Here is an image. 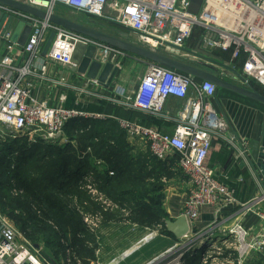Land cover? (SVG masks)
Here are the masks:
<instances>
[{
  "label": "built area",
  "instance_id": "1",
  "mask_svg": "<svg viewBox=\"0 0 264 264\" xmlns=\"http://www.w3.org/2000/svg\"><path fill=\"white\" fill-rule=\"evenodd\" d=\"M16 1L48 13L59 15L63 9L114 23L136 36L138 44L188 60L197 56L187 50L195 30L201 28L204 30L202 41L205 51L230 53L232 69L235 70L236 65L242 62V68L237 72L245 82L254 81L264 88V0H204L198 14L190 11L192 0ZM2 14L30 22L32 30L22 47L11 41V33L4 34L9 54L0 60V139L27 138L30 144L42 141L52 145L62 138L66 139L65 127L74 118L105 119L103 115L82 113L64 106L53 108L36 100L32 97L31 70L17 63L23 54L38 60L51 33H55V38L46 59L65 68L79 66L74 60L77 50L85 53L94 47L95 60L102 65L117 63L128 53L0 4ZM146 62L145 74L140 78L136 91L123 98V106L161 116L166 113L167 101L176 98L183 101L177 117L179 124L172 134L128 121H120V127L129 141L143 142L158 160L176 158V164L191 189L178 217L187 219L190 233L200 208L211 206L215 210L213 225L220 226L217 233L205 239L216 235L223 237L222 242H227L233 237L237 244V264H247L253 252L262 249L263 243L252 240L242 219L255 212L256 206L264 202V195L246 204L239 203L235 191L223 183L218 170L207 163L213 137L224 136L229 131L228 121L213 104L218 87L212 82ZM245 146L237 138V148H241L238 159L248 156ZM20 194L22 191L13 190L14 196ZM237 207L242 209L235 220L227 224L225 219L220 220L224 211ZM259 215L264 220V214ZM18 239L22 244L18 243ZM26 242L0 208V264H39L32 256L33 252L24 245ZM67 253L71 255V249ZM177 262L173 260L170 264ZM67 264H72L71 259L67 260Z\"/></svg>",
  "mask_w": 264,
  "mask_h": 264
},
{
  "label": "crops",
  "instance_id": "2",
  "mask_svg": "<svg viewBox=\"0 0 264 264\" xmlns=\"http://www.w3.org/2000/svg\"><path fill=\"white\" fill-rule=\"evenodd\" d=\"M66 11L67 10H62L63 13ZM62 15L63 14H61V16ZM20 21L21 19L15 21L6 32L11 33V41L15 42L17 45V41L21 40L27 33V25H23L19 28ZM1 22L0 18V60L9 54L6 48L7 40L4 36L7 21H4V23ZM124 31L127 32L126 30ZM132 36L134 35L131 34L130 37ZM198 42L199 40L197 41V37H192L188 46L190 49L188 48V50L199 55L207 56L208 54L203 49V41L199 48ZM171 55L175 58L177 57L174 53ZM76 57L77 59H80L79 56ZM210 57L215 59L212 56ZM122 58H125L127 62H129L127 71L114 65L113 68H118V70L121 71L118 76L114 78L112 85L109 87L107 86V82L113 70L109 71L105 78V82L100 84L101 82L99 79H90L85 74L74 72L72 68H65L49 61L46 59L43 52L38 60H34L29 55L23 54L17 64L20 67H25L27 70H31L30 78L33 81L32 97L40 102H46L50 107L57 108L64 106L65 108L74 109L82 113L103 115L106 117L105 119L78 118L92 119L97 122L106 121V119L114 120L117 124L119 134H125L120 127V121L139 123L146 127L157 128L163 133L172 134L175 131L176 126L179 124L177 117L183 106V101L176 98H170L166 103V113L161 116H154L146 111L130 109L123 106V98L132 95V93L136 91L140 78L145 74L144 71V73L137 75L140 77H138L136 82H133V79H131L132 64L138 63V65H147V62L129 54ZM189 60L194 62L193 65L203 69H205V67H202L201 64L214 66L212 63H209L207 60L202 59L199 56H192ZM215 60L219 61L217 59ZM33 63L36 64L32 65ZM117 63L120 62L118 61ZM241 68L242 62L236 65L235 70L237 71L238 69L240 71ZM217 74L223 76V78L235 85L244 88H249L250 86L260 94L264 95V88L254 81L250 82L248 85L246 82L234 77L232 73L223 71L222 69L217 70ZM95 80H98L99 83L96 84ZM114 95L120 97L118 102L114 98ZM213 104L217 111L228 121L229 131L224 136L217 135L213 137L212 148L207 159L208 165L213 166L218 170V173L221 175V181L235 191V196L239 200V203L246 204L256 197H263L264 177L261 176V171L257 167V162L258 156L264 153V104L223 88H218ZM111 125L112 124L105 123V126H100L99 129L107 130L108 132ZM89 127L92 126L88 125V128ZM96 128L98 129L97 125ZM237 138L242 140L243 144H246L245 149L248 151V156L240 157V159L237 158L239 152H241V148H237ZM66 139L68 138L66 137ZM125 141L130 145L131 141L127 139L126 134ZM72 145H74L75 148L77 147L75 143H72ZM90 152L91 150L88 149V151L83 154L79 152V155L82 154L81 158H84ZM143 153L149 152L147 150V152ZM254 153L258 156L255 157L253 155ZM149 154L151 158L161 161L153 157L151 153ZM173 159L175 158L161 162H166L168 164V168L171 172L170 175H176L180 172L182 174L181 182H184L186 186L188 185V187H190L186 176L181 172L176 161L172 162ZM87 178L88 177L85 176L83 180ZM91 179L94 180L95 178ZM172 195L173 197H171ZM172 195L169 193L170 197L167 200V207L164 203V207L170 217L168 221L175 220L181 215L188 198H185L184 194L181 197L174 193H172ZM241 209V207H237L235 209L224 211L220 220L225 219V224L235 220ZM259 213L262 215L264 214V202L259 204L258 207L256 206L255 212L249 213L242 219L244 226L251 234L252 240H258L259 244L261 242L263 243L262 249L259 248L257 251L253 252L247 264H264V220ZM213 224H215L214 208L211 206H202L198 218L191 224V229L195 232L202 231L200 233L204 232V236H207L219 231L218 227L220 225ZM213 226L216 227L213 228ZM168 236L169 237L167 238L169 239H171V236L175 237L171 233H169ZM21 242L22 241L18 239V243L22 244ZM24 245L30 252L36 250L28 241ZM143 251H146L145 248ZM146 254L147 253H144L140 256L139 253H135V255L128 253L127 256L121 260L120 264H126L127 262H131V264H141L144 261ZM156 257H159L158 254L154 256L153 260H155Z\"/></svg>",
  "mask_w": 264,
  "mask_h": 264
},
{
  "label": "trees",
  "instance_id": "3",
  "mask_svg": "<svg viewBox=\"0 0 264 264\" xmlns=\"http://www.w3.org/2000/svg\"><path fill=\"white\" fill-rule=\"evenodd\" d=\"M92 20L121 28L99 18ZM90 21L86 23L92 25ZM203 33L204 30L197 28L192 36L199 40L198 48L202 45ZM209 55L221 62L230 60V53L219 50ZM105 123L112 124L108 132L99 129L100 126H105ZM88 125L92 127L88 128ZM64 131L68 140L80 139L77 150L72 141L66 145L40 142L30 144L26 139L18 138L7 139L0 144V205L4 213V208L11 211L9 216L18 219L16 226L32 238L35 245L44 243L50 250L46 258L54 264H60L66 248H71L83 264H88L86 261L89 254H85L88 239L81 240L79 237L86 228L81 217L70 205L72 202H81L85 197L90 198L89 195L80 193L78 185L73 186L89 171L94 172L95 177L103 181V190L107 191L110 198L121 203H135L138 214L145 212L148 218L156 217L157 224L166 225L170 217L164 207L165 186L159 180V173H171L166 162L157 161L151 158L149 153L142 152L135 158L131 153L132 147L125 141V134H119L116 122L111 119L97 122L92 119L74 118L67 123ZM88 149L91 152L81 158ZM39 151L42 152L40 157L28 164ZM79 152L82 154L79 155ZM14 155L16 160L12 162L11 157ZM50 158L51 160H47ZM98 161L104 164V170H99L96 165ZM174 161L176 158L172 160ZM139 162L151 166L147 177L139 178V172L132 177L135 170H140L137 167ZM34 163L38 165H33ZM71 164L72 166H69ZM34 171L42 173L39 175ZM72 179L76 182L72 183ZM15 189L22 191V194L14 196ZM19 220L22 221L21 225ZM166 232L169 234L167 228ZM62 240L67 241L66 245L62 244ZM74 264H77L76 261Z\"/></svg>",
  "mask_w": 264,
  "mask_h": 264
},
{
  "label": "rangeland",
  "instance_id": "4",
  "mask_svg": "<svg viewBox=\"0 0 264 264\" xmlns=\"http://www.w3.org/2000/svg\"><path fill=\"white\" fill-rule=\"evenodd\" d=\"M61 13L64 15V17L81 22L83 24H87L91 20L93 24L90 26H93L101 31H104L116 37H122L125 33H129L125 32L121 28L118 29V27L110 25L107 22L92 20V18H89L84 15H79L76 13L73 14L69 11ZM129 35L131 36L130 33ZM129 39H131L132 42L137 44L139 42L136 36H132ZM120 59L118 60L120 63L114 62L112 63V65H117L119 68L121 67L122 69H124V71H127V66L129 65V62H127L125 58L121 57ZM222 63L228 64L232 68L231 63L228 60L223 61ZM132 65L133 68L131 69V79H133V82H136L138 77H140L137 75L146 71V65H138V63ZM120 71L118 70L116 76H118ZM114 98L117 100V102L120 99V97H118L117 95H114ZM23 139H26L28 142L27 138ZM78 140L80 139L78 138L77 140H68L62 138L58 140L56 144L66 145L72 141V143H75V145L77 146L75 148L77 150L79 147ZM5 141L0 139V144L4 143ZM40 143L44 142L40 141ZM130 146L132 147L131 153L135 156V158H137L141 152H147L148 150V152L150 153L148 146L138 140L130 142ZM40 154H42L41 151H39L38 154L34 156V158L30 159V162L28 164H31L35 160H37V158L40 157ZM15 155L11 157L12 162L16 160ZM47 160H51V158ZM33 165H38V163H34ZM69 166H72V164ZM148 166L149 165L147 163L139 162L137 167L140 168V170H135L132 174V177L136 176L138 172L140 173L137 175L139 178L147 177V173L151 172V166H149V168ZM98 167L100 171L105 169L104 164L98 165ZM143 169H145V171ZM34 173L40 175L42 172L34 171ZM159 175L161 176L159 177L160 183H163L166 188L164 190L165 206L167 204V200L170 197L169 193L171 195L172 193H174L179 197L183 196L184 194L185 198L188 197L191 192V189L190 187H188V185L186 186L184 182H181L182 174L180 172L176 175H162L161 173H159ZM86 176L88 177L87 179L83 180L85 178L83 177L79 181V183L77 182V184L73 186L78 185L80 193L82 192V195H89L90 198L85 197L82 199L81 202H72L70 205V207L75 210L77 214L81 217L82 222L86 228L79 235L80 239L82 238L81 240L88 239L86 241L87 250L85 254L89 255L87 256L88 259L86 263L88 262V264H120L121 260L124 259V257L127 256L128 253H131V255L139 253L140 256H142L144 253H147L146 257H144V261L142 259L143 262L140 263L152 264L154 262V256H156L157 254L158 256H162L163 254L165 255L171 249L174 248L172 254H175V256L172 260L179 261L181 264H237V244L233 237L231 239L229 238L227 242H214V245H210V247L207 246V248L206 245L204 246L206 235H203L202 237V233L200 234V232L202 231L195 232L193 230L191 234L185 238L178 239L176 237L171 236V239H169L167 238L169 236L166 232L167 226L161 223L157 224L156 217L155 219L151 216L150 218H148L145 212L138 214L135 203H132L130 201L121 203L117 200L110 198L106 193L107 191L103 190L105 189L103 181L98 180L95 177L94 172L89 171ZM91 178L95 179L92 180ZM151 178H153V176H151ZM71 182L75 183L76 181H73L72 179ZM171 197H173V195ZM0 208L3 210L1 205ZM4 209V214L9 217L10 221L15 225L20 235H22L23 238L27 240L36 249L35 251H33L32 256L37 259V262L39 264H54L48 258H46V254H49L50 250L46 248L44 243L40 242L38 245H35L34 240H32V238H29L27 234L22 232L18 225L16 226L15 223L18 222V219L15 220L13 216H9V214H11V211H9L8 208ZM19 224H22L21 220H19ZM87 235H89L90 237H87ZM61 242L63 245H66L67 243V241L65 240H62ZM144 248L146 250L145 252L143 251ZM69 249L71 248H66L65 253L61 258L60 264H67L68 259H71L72 264H74V261H76L77 264H83V261L80 260V258L78 257V255L75 254L73 249H71V255L67 253ZM204 256H206L207 258H204ZM179 262H177L176 264H178ZM126 264H131V262H127Z\"/></svg>",
  "mask_w": 264,
  "mask_h": 264
},
{
  "label": "water",
  "instance_id": "5",
  "mask_svg": "<svg viewBox=\"0 0 264 264\" xmlns=\"http://www.w3.org/2000/svg\"><path fill=\"white\" fill-rule=\"evenodd\" d=\"M204 0H192L190 11L194 14H198L201 10ZM0 4H3L9 8L15 9L17 11L23 12L30 16L36 17L41 20H48L50 23L60 26L62 28L71 30L73 32L79 33L86 37L92 38L104 44L113 46L118 48L129 55L135 56L137 58L150 61L169 69L178 71L180 73L189 75L199 80L209 81L214 83L218 88L227 89L243 96H246L252 100L258 101L264 104V95L260 94L252 87L244 88L238 85L231 83L230 81L223 78V76L217 74V70L223 69L226 72H230L234 77H238L240 80L245 82V79L235 70L231 68L228 64H224L222 62L216 61L211 58L209 55L211 52L206 51L207 56L199 55L193 51L187 50L191 55H197L202 59L207 60L209 63H212L214 66H208L205 64H201L205 69L200 68L198 66L193 65L190 60L186 58H175L171 54L167 52L156 51L152 49H148L142 45L132 42L129 38V33H125L122 37H116L104 31H101L93 26L83 24L81 22L66 18L64 16H60L53 13H48L42 9L24 4L22 2H18L16 0H0ZM1 23L7 21V26L5 28L4 34L10 29L11 25L17 21L13 16H9L8 14L0 15ZM27 25V33L24 37L17 41L18 45L24 46L30 33L32 30V25L30 22L20 21V27ZM1 29V27H0ZM55 38V33H51L48 37L46 44L44 45L43 54L46 56L53 41ZM96 49L94 47L89 48L85 53L82 50H77L74 54V60L79 65L77 67L72 68L74 72L85 74L90 79H99L101 84L105 82V78L109 71L113 70L108 82L107 86H111L114 78L117 75L118 68H113L112 64L102 65L98 61L95 60ZM76 56H79L80 59H77ZM249 85V83H247ZM257 153V152H256ZM254 153L253 155L257 157ZM257 167L261 171V176L264 177V153L258 156ZM167 228L169 233L174 235L178 239L185 238L190 233V226L186 218L180 217L176 220L167 221ZM173 250H170L167 254H163L154 260L152 264H170L175 256L172 254ZM181 256V255H180ZM179 256V257H180ZM178 257V258H179Z\"/></svg>",
  "mask_w": 264,
  "mask_h": 264
},
{
  "label": "bare ground",
  "instance_id": "6",
  "mask_svg": "<svg viewBox=\"0 0 264 264\" xmlns=\"http://www.w3.org/2000/svg\"><path fill=\"white\" fill-rule=\"evenodd\" d=\"M208 236V235H207ZM206 236V237H207ZM205 237V238H206ZM222 239H223V237H221V236H213V237H209V238H207V239H205V241H204V246L206 245V248H207V246L208 247H210V245H214L216 242H217V240H220V242L222 241ZM208 241V242H207ZM215 242V243H214ZM174 249V248H173ZM173 249H171V250H173ZM211 251V250H210ZM183 258V257H182ZM182 258H181V260H182ZM180 260V261H181ZM178 264H181L180 262L178 263ZM183 264V263H182Z\"/></svg>",
  "mask_w": 264,
  "mask_h": 264
}]
</instances>
